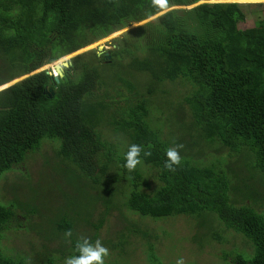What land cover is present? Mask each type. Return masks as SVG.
Segmentation results:
<instances>
[{
    "label": "trees",
    "instance_id": "trees-1",
    "mask_svg": "<svg viewBox=\"0 0 264 264\" xmlns=\"http://www.w3.org/2000/svg\"><path fill=\"white\" fill-rule=\"evenodd\" d=\"M197 1L169 0V7ZM245 6L202 2L161 14L151 0H0V85L160 13L114 38L108 60L100 54L104 62H99L94 50L70 58L63 76L54 85L51 82V96L44 93L51 79L43 71L0 90V174L21 163L42 138L57 139L54 154L67 164L71 178L75 175L82 184L103 192L99 194L103 210L88 237L92 241L112 196L105 194L111 192L108 182L113 174H105L115 165L127 180L122 195L125 211L156 219L209 210L224 227L252 244L250 257L222 253L229 254L230 264H264V213L229 202L230 181L216 163L180 154L181 165L168 171L166 141L149 118L150 97L162 92L165 82L185 81L190 88L183 101L194 132L206 143L236 153L240 148L250 150L252 164L264 174V20L260 26L237 28ZM119 65L126 70L110 73L119 82L112 95L105 92L102 77ZM132 71L141 73L144 81L135 79ZM103 128L115 142L103 138ZM132 144L142 148L141 164L129 173L123 167L124 154ZM143 166L153 172L150 186L143 179ZM87 191L78 189L70 215L52 220L54 235L64 239V232L72 231L75 214L89 215L95 199L83 201ZM12 205L0 203V237L17 217ZM79 237L73 233L72 242L57 258L48 252L38 260L27 259L0 250V264H63L76 254Z\"/></svg>",
    "mask_w": 264,
    "mask_h": 264
},
{
    "label": "rangeland",
    "instance_id": "rangeland-1",
    "mask_svg": "<svg viewBox=\"0 0 264 264\" xmlns=\"http://www.w3.org/2000/svg\"><path fill=\"white\" fill-rule=\"evenodd\" d=\"M202 2L245 4L244 18L236 23L237 28L260 26L264 20V7L261 5L264 0H199L194 4ZM194 4L174 5L168 9L190 7ZM157 14L134 22L125 28L127 30L113 32L83 49L93 50L96 45L101 44L104 50L109 51L113 49L114 38L151 21ZM96 58L100 59L99 62H104L101 56ZM124 62L126 61L119 63L122 65ZM121 65L105 70L106 74L102 77L107 83L105 92L112 95L117 92L118 87L115 84L119 82L112 80L110 73L126 70ZM132 73L135 79L144 81L141 73ZM105 86L101 87V93H104ZM189 88L185 81L178 79L165 82L162 92H155L150 97L152 103L149 118L159 129L160 138L166 141L167 147L175 143L183 144L180 154L190 155L193 160L218 164L230 181L229 202L236 203V206L245 204L256 212L264 213V174L252 164L250 150L240 148L236 153L222 145L206 143L194 132L193 127H190L188 107L183 101ZM102 134L104 139L115 142L108 129L103 128ZM51 140L42 138L39 147L27 151L21 163L0 174V203H14L15 207L12 205V208L17 215L1 232L0 250L5 254L22 255L27 259H37L38 255L48 252L56 258L62 256L60 250L67 243L59 235H54L52 220L62 214L70 215L76 209L71 205L73 199L79 195L77 192L80 187L88 190L82 200L90 196L95 202L89 205V215L86 212L74 215L76 221L72 227L73 233L89 237L93 233L92 225L98 219L97 214L103 210L99 198V194L103 192L88 184H82L81 179L75 175L72 179L67 173V164L54 154L58 140ZM108 173L113 174L112 181L108 182L111 192L109 190L104 194L112 196L95 237V240L99 239L109 249L110 255L105 258L106 264H176L179 258H183L185 264H230L229 254L223 257L222 253L251 256L253 247L250 240L241 233L224 227L209 210L195 215L180 213L156 219L130 214L122 206L127 180L123 179L115 165L107 170L105 176ZM142 173L144 181L150 186L149 176L153 172L143 166ZM25 209L32 212L26 213Z\"/></svg>",
    "mask_w": 264,
    "mask_h": 264
},
{
    "label": "clouds",
    "instance_id": "clouds-1",
    "mask_svg": "<svg viewBox=\"0 0 264 264\" xmlns=\"http://www.w3.org/2000/svg\"><path fill=\"white\" fill-rule=\"evenodd\" d=\"M151 6L163 14V12L169 8V0H151ZM65 63L66 60L54 64L51 74L59 77ZM183 148L184 145L180 143H175L173 146L167 148L164 167L168 171L174 172L176 168L181 165L182 157L180 155V150ZM141 152L142 148L139 145L132 144L128 147L127 152L124 154L125 163L123 167L127 169L129 173L135 171L137 166L141 164ZM144 155L149 156L151 153L144 152ZM72 236L73 233L71 230L65 231V242L71 243ZM74 252L76 254L66 257L63 264H105V258L110 255L109 249L105 247L99 239L92 241L86 236L77 238ZM176 264H185V261L183 258H179Z\"/></svg>",
    "mask_w": 264,
    "mask_h": 264
},
{
    "label": "water",
    "instance_id": "water-1",
    "mask_svg": "<svg viewBox=\"0 0 264 264\" xmlns=\"http://www.w3.org/2000/svg\"><path fill=\"white\" fill-rule=\"evenodd\" d=\"M158 14H160V13H158ZM158 14H157V15H158ZM125 28H126V27H125ZM125 28H123V29H125ZM125 30H127V29H125ZM118 31H120V30H118ZM97 41H98V40H97ZM95 42H96V41H95ZM93 43H94V42H93ZM91 44H92V43H91ZM88 45H90V44H88ZM88 45H87V46H88ZM85 47H86V46H85ZM83 48H84V47L79 48V49H77V50H75V51H73V52H71V53H69V54H66V55H64V56H61V57L57 58L56 60H54V61H52V62H50V63H48V64H45V65H43V66H41V67H39V68H37V69L31 71V72L28 73V74L22 75V77H20V78H18V79H16V80H14V79H15V78H14V79L10 80L9 82L2 84L3 87H1L0 90L3 89V88H5V87H7V86H9V85H11V84H13V83H15V82H17V81H19L20 79H22V78H24V77H26V76H28V75H30V74H33V73H36V72H39V71H43V72H44L47 76H49L50 79H51V80H49V81L47 82L46 89H45L44 93H46L48 96H51V95L53 94V91H52V89H51V87H50L51 82H52L53 85H54L55 83L58 82L59 78H61V77L63 76L64 70L67 69L68 66H69V64H70V58H72L73 56H75V55H77V54H81V53H84V52L90 51V48L85 49L86 51H84ZM91 48H93V47H91ZM81 49H83V50H81ZM93 50L95 51V53H96L97 56H99L100 54H103V58H104V59H106V60L109 59L108 50H104V48H103V46H102L101 44L96 45V46L94 47ZM68 56H69V57H68ZM58 60H61V61L66 60V63L63 65V70L61 71V75H60L59 77L54 76V75L51 74V70H52L54 64H56L57 62H60V61H58ZM47 65H49L50 67H46Z\"/></svg>",
    "mask_w": 264,
    "mask_h": 264
},
{
    "label": "bare ground",
    "instance_id": "bare-ground-1",
    "mask_svg": "<svg viewBox=\"0 0 264 264\" xmlns=\"http://www.w3.org/2000/svg\"><path fill=\"white\" fill-rule=\"evenodd\" d=\"M48 67H50V66H48Z\"/></svg>",
    "mask_w": 264,
    "mask_h": 264
}]
</instances>
